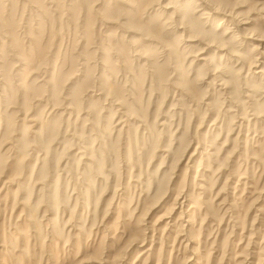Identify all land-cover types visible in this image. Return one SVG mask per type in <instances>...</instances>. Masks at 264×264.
Listing matches in <instances>:
<instances>
[{
    "label": "rangeland",
    "instance_id": "obj_1",
    "mask_svg": "<svg viewBox=\"0 0 264 264\" xmlns=\"http://www.w3.org/2000/svg\"><path fill=\"white\" fill-rule=\"evenodd\" d=\"M209 1L264 34V0ZM200 2L0 0V264H264V79L247 65L264 46L225 39ZM191 192L198 216L174 224Z\"/></svg>",
    "mask_w": 264,
    "mask_h": 264
},
{
    "label": "bare ground",
    "instance_id": "obj_2",
    "mask_svg": "<svg viewBox=\"0 0 264 264\" xmlns=\"http://www.w3.org/2000/svg\"><path fill=\"white\" fill-rule=\"evenodd\" d=\"M158 2H160V0H158ZM199 6H204V9L202 10V8H197V11L196 12H201V11H204V13H202L203 15L204 14H206V12L207 13H210L211 14V16L212 17H221L222 18V21H220L221 23L220 24H223L224 23V21H227V22H231V24H230V26H228V28H227V30L223 33V37L226 39V38H228V37H232V38H238L239 36H241V35H243V36H247V38H255L254 36H258V38H256L255 40L257 41V44H255V45H253V50H258V46H264V34H262V33H256V29H253V30H248L247 28H242L243 27V25L244 24H247V21H243V20H239L238 19V14H236L235 12H233V10H230V9H226V8H224V7H222L221 5H213L209 0H201V2H200V5ZM163 8H165V9H168V8H170V6L169 5H166V6H164ZM172 14V18H174V16H177V14H178V11L176 10V9H173V12L171 13ZM208 17V16H207ZM226 19V20H225ZM179 21L178 20H175V23H177V28L178 29H181V30H183V34H184V32H185V28L184 27H186L187 26V24H185V23H178ZM239 24H241L240 26L241 27H239ZM211 46H213V44H211ZM224 49H221V51L222 52H224L223 51ZM259 53V55L261 54V57H257V58H255V57H253V59H250L249 60V62H248V66H249V71L250 70H252L253 68H256V70H253V74H255V75H257L259 78L261 77V78H263L264 79V68L262 67V66H264V54L263 53H260V52H258ZM226 54H228V55H230L231 57H234L235 55H232V54H230L228 51H226V53H225V55ZM225 55H224V57H225ZM221 58H223V56H221ZM239 59H241V58H239ZM263 59V60H262ZM200 60H203V61H205L204 62V64H206V59H203V58H201ZM217 72V71H216ZM217 81V82H216ZM218 81H221L222 83H220V84H218L219 82ZM211 84H218L219 86H220V88L222 89V90H226V88H227V86H226V83L225 82H223L222 81V79H219V76L218 75H214V77H213V79L211 80V81H209V83H207V85L208 86H210ZM217 85V86H218ZM225 95L227 96V98H230L231 99V96H230V93H228L227 91H225ZM248 96V95H247ZM247 96H245V97H247ZM248 98V97H247ZM263 102H264V100H263ZM234 104V103H233ZM208 105V104H207ZM235 106H236V104H235ZM228 112H231V111H228ZM219 116H220V113L217 115V117L215 118V120L212 122V125H214V124H216V121L218 120V118H219ZM248 121H249V119H248ZM242 124L243 123H241L240 124V126H242ZM240 126H239V128H240ZM255 127H256V122H255V125H254ZM254 127V128H255ZM247 129H248V132H250V126H249V124H248V126L246 127ZM239 133H240V131H239ZM247 138H248V134H247ZM250 139V138H249ZM256 141H258V140H256ZM197 148H198V146L196 147V150H197ZM255 148V147H254ZM196 150L190 155V157H189V162L191 163V162H193L194 163V161L196 160L194 157H195V154H196ZM198 151V150H197ZM203 153H204V151H203ZM202 155H204V154H202ZM201 155V156H202ZM203 158V157H202ZM189 162L187 163L188 164V168H186V169H191L192 167H193V165H189ZM187 172H188V170H187ZM229 174H231V173H229ZM230 176V175H229ZM240 176V175H239ZM197 178V177H196ZM245 185H247V183H244ZM198 185V184H197ZM200 185V184H199ZM203 185H204V183H203ZM180 186V185H179ZM184 186H186V185H184ZM198 187V186H197ZM184 188V187H183ZM196 188V187H195ZM199 189H200V187H198ZM203 188H204V186H203ZM203 191V190H202ZM182 193V192H181ZM180 193V194H181ZM192 194H188V193H186V194H183L182 195V197H181V199H183V201H181L180 199H179V202H178V204H181V207L183 206V204L185 203V200H190V199H192L193 200V202H192V204L190 205V210L192 211V213H189V211L188 210H184L183 209V207H182V209H181V211H180V216H179V218L175 221V223L174 224H177L179 221H181V220H185L184 219V213L186 212V213H188V216H189V218L186 220V222H188L189 224H192L191 222H193L192 220H194V217H195V215L196 216H198V214H197V209L198 208H196V204L195 203H197V200L198 199H195V195H194V193L193 192H191ZM197 193V192H196ZM200 194H201V192H200ZM180 196V195H179ZM179 196H177V197H179ZM177 197H176V199H177ZM200 197V196H199ZM176 199H174V200H176ZM231 205H232V203H231ZM176 206V205H175ZM198 206V205H197ZM194 208H196V209H194ZM194 209V210H193ZM259 210H261V209H259ZM188 211V212H187ZM185 213V214H186ZM169 214V213H168ZM144 215V214H143ZM183 216V217H182ZM202 216V215H201ZM208 216V215H207ZM233 217V216H232ZM170 218V217H169ZM208 218V217H207ZM206 219V218H205ZM127 220V219H126ZM136 220H137V218H136ZM136 222V221H135ZM139 222H140V217H139V219L137 220V222L135 223V224H139ZM158 222V221H157ZM174 224L172 223V219L171 220H169V222L167 221V223H166V226L164 227L165 229H163L162 230V236H161V240L163 239V242L161 241V248H163V246H164V239H166V240H169V238L170 237H172V233H174V231H171V228H172V226H174ZM263 225V224H262ZM177 226H181V224L180 225H177ZM189 226V225H188ZM210 226V225H209ZM185 227V226H184ZM149 228V226L147 227V228H142V229H139L136 225H132V224H124L123 225V229H124V231H122L123 233L122 234H124V235H128L130 238L128 239L129 240V242L131 241V239H135L136 241H137V239H140V237L144 234L143 232H145V230H147ZM208 230V229H207ZM98 232V231H97ZM96 232V233H97ZM179 232H181V231H179ZM194 226H192V225H190V228L188 229V230H185V233L183 232V234H185L186 235V239L188 240V241H191L190 243L188 242L185 246H193V253L194 254H199V252H198V250H200L201 248H202V244H198V242L196 243L195 242V239H197V237H196V235L194 234ZM95 233V234H96ZM142 233V234H141ZM201 233V232H200ZM18 234V233H17ZM98 234V233H97ZM97 234H96V236H97ZM179 235H180V233H179ZM178 235V236H179ZM182 235V234H181ZM177 235L175 236V240H177L176 239V237H178ZM102 237H103V235H102ZM122 237V236H121ZM162 237H165V238H162ZM96 238V237H95ZM94 238V239H95ZM145 239H146V236H145V238L142 236V238H141V240L140 241H142L143 240V242H145ZM172 239V238H171ZM127 241V240H126ZM88 242V241H87ZM101 242V241H100ZM135 241H131L130 242V244H132V243H134ZM175 242V241H174ZM173 242V243H174ZM182 242H183V240L181 241V245H180V247L182 246ZM197 244V246H194V244ZM129 244V245H130ZM133 245V244H132ZM131 245V246H132ZM99 247L101 246L100 245V243H99V245H98ZM127 246H128V244H127ZM130 246V247H131ZM141 247L142 246H144V243H142L141 245H140ZM173 246V245H172ZM172 246H171V248H172ZM64 247H65V245H61L60 246V243H59V241H56V240H51L50 241V244H49V248L51 249V256L52 257H54L55 256V258H57L56 257V253H58L59 251H63V254L64 253H66V251L64 252ZM129 247V248H130ZM151 247V246H150ZM150 247H149V249H147V251L146 252H144V253H142V252H139V254H141V255H143V254H146L147 252H149V250H150ZM88 248V247H87ZM161 248H160V250H161ZM129 250V249H128ZM246 250V249H245ZM70 252H69V254L72 256V253L74 254V252L76 253V254H79V253H85L86 252V245H85V247H83V249L81 250V252H79L80 251V249H78V248H76L75 246H73V247H71L70 248V250H69ZM122 251V250H121ZM172 251V250H171ZM117 252V251H116ZM250 252V251H249ZM85 254H87V253H85ZM98 253H93L92 252V257L95 259H99L98 258V255H97ZM122 253L120 252V251H118L117 253H116V257H120V255H121ZM159 254V253H158ZM172 254V253H171ZM67 255V254H66ZM69 255V256H70ZM123 256V255H122ZM121 256V257H122ZM140 256V255H139ZM156 255H154V257H155ZM171 257L169 258V261H171L172 260V255H170ZM174 257V256H173ZM50 258V257H49ZM68 258V257H67ZM152 258V253H148V255L145 257V259H144V263H142V264H148V262L150 261V259ZM199 258H202V260H197V261H195L194 263H191V264H203V257L200 255L199 257H198V259ZM120 259V258H119ZM153 259V258H152ZM174 259V258H173ZM248 259V258H247ZM192 260V259H191ZM190 260V261H191ZM250 260V259H249ZM249 260H247L246 261V259H245V261H246V263H248L249 262ZM159 261H161V258H159ZM158 261V262H159ZM142 262H143V260H142ZM184 262V261H183ZM171 263V262H170ZM241 263V262H240ZM242 264V263H241Z\"/></svg>",
    "mask_w": 264,
    "mask_h": 264
}]
</instances>
